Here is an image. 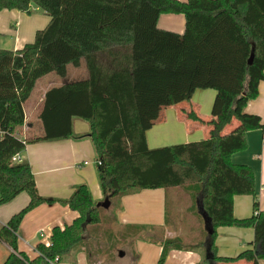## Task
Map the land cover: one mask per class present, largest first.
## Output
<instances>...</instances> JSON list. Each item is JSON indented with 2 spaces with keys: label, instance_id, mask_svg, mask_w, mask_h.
Listing matches in <instances>:
<instances>
[{
  "label": "trees",
  "instance_id": "1",
  "mask_svg": "<svg viewBox=\"0 0 264 264\" xmlns=\"http://www.w3.org/2000/svg\"><path fill=\"white\" fill-rule=\"evenodd\" d=\"M31 7L49 17L48 24L22 49H0V206L23 193L29 198L0 230V241L12 251L2 264L74 263L93 241L114 248L121 199L173 188L189 193L195 212L201 204L209 222L211 234L199 215L204 228L189 247L201 254L200 264L264 260V212L254 174L231 163L233 154L246 150L247 132L260 130L264 141L261 119L245 112L264 81V0H0V12L29 13ZM164 14L183 15V34L157 27ZM81 61L88 77L48 89L37 112L42 134L19 139L35 83L49 74L63 78L67 66ZM196 90L215 91L209 121L194 109L185 114L208 126L207 138L148 149L145 133L161 110L189 104ZM75 119L88 125L87 134L74 133ZM233 120L236 126L224 135ZM83 139L95 154L100 202L84 184L68 199L42 197L28 163L13 161L27 145ZM235 196L252 197L249 218L233 216ZM103 201L108 209L97 206ZM55 203L78 217L63 229L54 227L48 245L37 244V256L29 259L17 251L19 226L27 213ZM221 227L252 229V250L218 257ZM132 229L138 236L139 228ZM172 249L183 250L182 241L164 239L158 264Z\"/></svg>",
  "mask_w": 264,
  "mask_h": 264
},
{
  "label": "crops",
  "instance_id": "2",
  "mask_svg": "<svg viewBox=\"0 0 264 264\" xmlns=\"http://www.w3.org/2000/svg\"><path fill=\"white\" fill-rule=\"evenodd\" d=\"M176 1L185 2L186 0ZM49 20V17L34 7H31L29 13L16 10L0 12V49L12 51L22 49L24 45L33 42L35 33L45 28ZM157 27L160 30L181 35L185 29V19L181 14H164L159 17ZM6 45H10L12 48H6ZM74 68H76L74 77L83 75V68L86 70L81 62L79 67ZM52 87L56 86L48 84L40 90L34 104L25 103L24 123L17 132L19 139L24 140L42 134L37 112L45 92ZM214 98L215 91L213 90H196L189 104L181 103L162 109L157 120L145 133L148 149L154 150L194 143L207 138L208 126L187 120L185 114L194 109L205 122L209 121ZM245 112L258 116L264 124V81L259 83L258 96L248 102ZM236 124V121L233 120L232 124L225 128L223 134L229 133ZM73 131L76 135H85L88 133V125L75 119ZM245 138L246 150L233 154L231 163L236 166H247L252 170L255 179V198L259 211L264 212V141L262 133L260 130L249 131ZM90 159L95 161V154L88 139L31 144L27 145L18 156L20 162H26L30 166L40 196L68 199L75 187L84 184L89 187L93 200L100 202L102 196L97 179L95 181L93 172L88 171L92 167V164L89 163ZM170 194L174 201L179 199L177 188L144 190L138 194L123 197L120 201L121 210L115 216L116 224L113 227L116 234L114 248H109L107 244L103 249L97 248L94 247L96 243L93 241L88 243L87 249L84 248L78 252L74 263L59 264H119L120 261L126 259H128V263L124 264H158L164 239L176 238L183 244L187 238L192 240L199 238L204 228L203 222L201 226L200 222L197 219H192L190 215V219L196 222L190 227L194 232H191L190 228L184 229L181 225L182 217L178 207L173 213L169 212V207L167 208ZM28 202V196L23 193L11 202L1 205L0 230ZM187 210L198 217L200 215L198 208L195 212L192 205ZM251 214L252 197L235 196L233 198V216L236 219H245L249 218ZM77 217V213L57 203L38 206L24 216L19 226L17 251L24 253L29 259H34L37 256L35 246L37 244L48 245L51 230L54 227L63 229ZM132 227L135 230L139 228L138 236H132ZM253 239L254 232L250 228L221 227L217 230L215 240L217 256L224 259L236 258L243 252L252 250ZM121 245L125 247V250L118 249ZM183 247V250H169L163 264L201 263V254L198 251L189 250L190 245L183 244ZM11 252V249L0 241V264ZM218 264H264V260L248 256L237 263Z\"/></svg>",
  "mask_w": 264,
  "mask_h": 264
},
{
  "label": "rangeland",
  "instance_id": "3",
  "mask_svg": "<svg viewBox=\"0 0 264 264\" xmlns=\"http://www.w3.org/2000/svg\"><path fill=\"white\" fill-rule=\"evenodd\" d=\"M5 47L6 48H12L10 45H6ZM81 63L83 65V67H84V64H83L82 61H81ZM75 69L76 68H74L73 66H67V71H66L65 77L60 78V77H58V76H56L54 74H49V75L45 76L44 78H42L41 80L37 81V83L35 84V86L33 88V91L31 92L29 100H27L26 104H30V105L34 104V102L36 101L37 95L39 94L40 90L45 88L48 84H53V86H61V85L67 84V83L81 81V80H83L84 78L87 77V73H86V70L84 68H83V75H79L78 77H74ZM89 163L92 164V167L88 171L89 172H93L94 177H95V181H96V179H97L96 158H95V161H92L90 159ZM81 168H83V167H81ZM97 183H98V180H97ZM88 189H89V187H88ZM177 189L179 191V197H178L179 199L177 201H174V199H172V195L171 194L169 195V196H171L168 199L169 206H167V208L169 207V209H168L169 212L173 213L174 211H176V208L178 207L179 213H180V215L182 217L181 218V225L183 226L184 229H187V228L189 229L191 227V225H195L196 224L195 220H192V219H197L200 222L201 226H202L201 219L198 216H196L195 214L193 215L192 212L187 210L190 205L193 206V203L191 201L189 193L184 188H177ZM194 209H195V206H194ZM190 215H191L192 219H190ZM190 231L194 232L193 229H191V228H190ZM183 244H185V245L194 244V240H192L190 238L189 239L187 238V239H185V241H183ZM104 246H106L104 242L101 245H96V244L94 245V247H97V248L101 247L102 249H103ZM118 249L125 250V247L121 245L120 247H118ZM124 263H128V259H126L124 261H120L119 264H124Z\"/></svg>",
  "mask_w": 264,
  "mask_h": 264
},
{
  "label": "water",
  "instance_id": "4",
  "mask_svg": "<svg viewBox=\"0 0 264 264\" xmlns=\"http://www.w3.org/2000/svg\"><path fill=\"white\" fill-rule=\"evenodd\" d=\"M248 63H249V64L251 63V58H250V60H249ZM97 206H100V207L103 208V209H108V208H109V203H108L107 201H103L101 204H99V205H97ZM197 208H198V212H199V214L201 215V217H202L203 220H204L205 230L208 232V234H211V230H210L209 227H208L209 222H208V220L206 219V215H205V213H204V211H203V208H202L201 204L197 203Z\"/></svg>",
  "mask_w": 264,
  "mask_h": 264
},
{
  "label": "built area",
  "instance_id": "5",
  "mask_svg": "<svg viewBox=\"0 0 264 264\" xmlns=\"http://www.w3.org/2000/svg\"><path fill=\"white\" fill-rule=\"evenodd\" d=\"M13 161H15V162H20V161L18 160V156L15 157V158L13 159ZM49 264H57V263L54 261V262H49Z\"/></svg>",
  "mask_w": 264,
  "mask_h": 264
}]
</instances>
